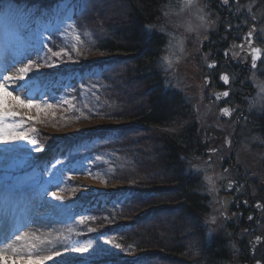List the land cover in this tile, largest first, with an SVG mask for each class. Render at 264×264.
Listing matches in <instances>:
<instances>
[{"label": "trees", "instance_id": "trees-1", "mask_svg": "<svg viewBox=\"0 0 264 264\" xmlns=\"http://www.w3.org/2000/svg\"><path fill=\"white\" fill-rule=\"evenodd\" d=\"M166 1L0 0V15L8 10L16 17L15 28L24 33L51 29L50 39L61 43L64 28L77 25L82 54L73 61L63 58L58 63L63 71L48 76L45 85L52 91H72L76 102L65 115L72 122L121 121L120 126L85 132L60 143L46 141L44 145L53 152L41 165L33 164L43 168L40 172L55 168L62 183V176L70 183L83 173L104 185H125L122 190L77 197L80 205L73 216L84 228L99 226L97 239L103 247L94 253L99 264H230L232 239L237 248L247 243L246 235H232L227 224L217 233L210 232L211 197L203 189L202 175L194 170L208 141L196 125L193 103L168 81L162 64L166 36L148 27ZM244 1L252 11L241 15L237 31L255 24L259 36H264L260 31L264 0ZM253 15L256 20L251 19ZM24 17L27 28L17 22ZM85 31L88 36L83 35ZM257 41L264 45V39ZM257 74L264 79V64ZM83 85L95 87L84 91ZM183 120L190 124L181 133L159 129ZM247 121L258 137L264 168V108L247 112ZM29 128L41 131L43 126L32 122ZM33 138H39L38 132ZM2 172L3 179L9 180L7 171ZM157 204L162 206L134 217L136 211ZM92 260L83 264H94Z\"/></svg>", "mask_w": 264, "mask_h": 264}, {"label": "rangeland", "instance_id": "rangeland-1", "mask_svg": "<svg viewBox=\"0 0 264 264\" xmlns=\"http://www.w3.org/2000/svg\"><path fill=\"white\" fill-rule=\"evenodd\" d=\"M206 3L207 0H167L162 6L160 16L153 23V27L161 31L167 39L162 64L168 81L183 91L193 103L196 125L202 131L204 139L208 141L206 148L211 146L218 148V153L212 154L210 161H206L205 154H202L196 159L194 165V170L203 177L204 191L211 197L212 216L209 228L213 234L223 230L226 224L221 211L223 210L224 185L229 174L222 170L220 162L222 155L229 151L233 152L232 163L235 167L237 165L241 167L244 172L245 180L240 181V188L246 187L250 195L264 201L263 151L259 147L257 135L249 127V121H247V112H256L264 108V79L257 74L256 70L250 69L251 73L247 79L254 90L245 105L242 116L237 118L235 114L229 120L220 116L219 104L211 97L202 79L204 72L210 70L208 65L211 64L203 46L207 38L206 34L211 29L208 22L211 13L210 9L205 7ZM229 4H232V8L238 15L252 11L249 3L244 0H229ZM212 16H217L213 10ZM0 20L2 22L0 64L8 69L3 72V68H0V72L4 75H15L17 69L27 63L29 58L39 65L38 71L31 73L29 78L20 82L21 88L14 91L13 95H20L23 98L27 94L34 103L41 106L52 105L51 108L45 107L40 113H37L35 109H18L21 117L16 119L23 118L26 121L24 129L28 131L29 136L33 138L37 132L39 134L35 145L30 144L26 139L0 143V168H2L0 188L4 198L1 202L6 204L8 196H17L10 200L12 203L9 208L11 213H21V218H16L17 220L22 219L10 237L11 240L13 239V244L7 249L6 254L15 259L13 256V250H15L16 254L32 253L34 256L52 257V259L41 260L40 264H83L86 259L90 258L93 259L91 263L99 264L101 262L99 258L94 257V253L99 252L103 247L102 240L97 239L99 226L84 228L82 221L73 216L76 207L80 205L77 197L100 190L118 191L124 189L125 185L119 182L104 185L90 174L83 173L75 176L76 180L70 183L64 180L67 179L65 176H62V183L55 174V168L45 167V172H40L43 168L33 167V164L36 165L35 162L42 153L50 148L44 145L46 141L58 139L60 143L63 140L83 135L85 132L103 130L109 126H120L121 121L97 118L80 123L72 122L69 116L65 117L72 111L74 102H76L72 97V91L68 88L52 91L45 85L48 76L63 71L64 67H60L58 63L67 57L61 59L51 57L44 45L56 51L66 48L65 44L71 47L73 43H76L71 30L66 31L67 27L64 28L60 34L64 37V41L59 43L50 39L51 29L34 30L30 33L16 29L14 24L16 17L8 10L0 15ZM214 29L215 26L212 24V32ZM258 39L262 41L264 36H259ZM81 42L79 47H81ZM16 52L20 54L14 59ZM45 56L50 58L52 66L44 65V60L40 57ZM75 56L73 53V57ZM213 61L214 59H212V64ZM36 64L33 65L34 68ZM12 87L14 85L10 86L9 90ZM81 87L84 91L94 89L93 86L86 88L83 85ZM29 117L36 119L30 120ZM32 122L43 126L44 129L36 130V133L31 132L29 126ZM189 124L190 120L176 121L168 125L165 132L181 133ZM47 126L50 128H46ZM40 134H43L44 139ZM37 147L41 151H35ZM2 171H7L9 180L3 179ZM52 193L56 196L54 197ZM161 206L160 204L148 205L136 211L134 217H139ZM36 209L38 212L35 211ZM25 215H28V218L23 220ZM261 218L262 222L258 231L264 234V211L261 213ZM17 235L21 237L19 241L16 240ZM231 247L234 250V256L230 264H241L236 259L238 249L235 238L232 239ZM260 248H262L260 254L264 256V245ZM163 255H168V253L163 252ZM15 261V264H27V261Z\"/></svg>", "mask_w": 264, "mask_h": 264}, {"label": "flooded vegetation", "instance_id": "flooded-vegetation-1", "mask_svg": "<svg viewBox=\"0 0 264 264\" xmlns=\"http://www.w3.org/2000/svg\"><path fill=\"white\" fill-rule=\"evenodd\" d=\"M207 4L211 13L208 18L211 29L206 34L207 38L203 46L204 51L208 53L211 64L212 59H214L213 63L215 67L210 68L208 72L205 71L202 76L208 75L210 77V85L207 87V90L211 94V97L213 89H228L229 95L225 100L215 101L219 104L218 108L224 105H228L231 108L232 113L229 119L235 114L239 118L242 116L245 105L252 96V90H254L247 79L250 76L251 70L244 65V62L246 61V53H250V47L245 42V35L255 24H250L246 30L238 32V22L243 13L238 15L236 10L232 8V4L222 6L221 0H207ZM212 10L217 13L216 17L212 16ZM212 24L215 26L213 32ZM229 24H231V28H229ZM254 43L263 47L257 40H254ZM240 44H245L244 51L240 52L239 55H233L234 46ZM226 50L229 52L227 57L224 54ZM236 51H239L238 47H236ZM255 70L256 72L258 71V69ZM223 72H226L230 78V84L227 87H225L220 79V75ZM211 149H215L216 151L213 152ZM216 153H218L217 147L211 146L203 150L206 161H210L212 154ZM232 156L233 152L229 151L220 157L222 170L229 174L224 185L222 199V201H229V203L227 205L222 204L223 210L221 213L224 220H226V224L232 227V235L241 233L240 235L247 236V241L253 234L259 232V226L262 222L261 213L264 211V201L250 195L246 187L244 189L240 188V181L245 180L243 176L244 172L238 165L235 167L232 163ZM230 182L232 186L227 187ZM226 188L227 192H225ZM257 205L260 207L258 208ZM249 216H252L253 219L249 220ZM237 249L236 259L241 264H254L257 259L261 260L264 264V256L260 254L262 248L256 250L254 253H250L248 244L246 243L244 247L239 246Z\"/></svg>", "mask_w": 264, "mask_h": 264}, {"label": "snow or ice", "instance_id": "snow-or-ice-1", "mask_svg": "<svg viewBox=\"0 0 264 264\" xmlns=\"http://www.w3.org/2000/svg\"><path fill=\"white\" fill-rule=\"evenodd\" d=\"M221 5H229V0H221ZM205 7H209V5L206 3ZM239 11V9H238ZM252 20H256V17L253 15L251 17ZM26 20V17L19 19L17 22L20 23V26L22 28H27V23L24 22ZM249 21L247 18H245L244 23L247 24ZM149 28L153 26H148ZM229 28H231V24H229ZM67 30H71V34L73 37V40L76 41V43H73L70 48H61L59 51L53 50V48L49 47L48 45H44V47L47 49V52L51 54V57H56L57 59H61L62 57H67L68 61H73V53L76 56H80L82 54V49L79 47V43L81 41V35L78 32L77 25L75 24H68ZM260 31H264V29H261ZM84 36H88L89 33L85 31L83 33ZM259 37L258 30L255 26H253L245 35V42L246 45L251 47V53H246V56L250 59L251 69H258L261 64H264V50H261L259 48H256L254 46V40H256ZM17 38L19 36L17 35ZM236 47L239 48V51H236ZM245 48V44H240L238 46H234L233 48V55H239L240 52H243ZM19 52H16L14 54V59L17 58L19 55ZM225 56L227 57L229 55V52L225 51ZM39 56V53H37ZM40 59L44 60L45 66H52L50 63V58L40 57ZM17 62H21L18 61ZM22 63V62H21ZM36 64L31 58L28 59L27 63H24L22 67L18 68L15 75H4L3 72H6L8 69L6 66L0 64V68H3V72H0V143H11L18 140H27L30 144L35 145L36 140L29 136L28 131H25L24 125L26 121L21 119H16L17 117H21V112L18 109L21 108H27L29 110L35 109L37 113H40L44 111L46 108H51L52 105L48 104L45 106H41L40 104L34 103L33 99L25 94V96L22 98L20 95H13L14 91H18L21 88V83L25 81L26 78L30 77L31 73H34L35 71H38L39 65L36 64V67L34 68L33 65ZM210 68H214L215 64H209ZM220 79L224 81V83L230 84V78L227 74H221ZM234 79V77H233ZM205 83H207V80H205ZM14 85L11 90H9L10 86ZM95 87V85L93 86ZM229 95L228 91L221 93H217V99H220L221 96L227 97ZM64 103H68L67 101H64ZM71 107V105H70ZM221 112L225 115H229L230 112L228 109H221ZM30 120H35V117H29ZM31 132H35L36 129L32 128L30 129ZM227 142V140H226ZM35 151H41L40 148H36ZM211 151L215 152V149H211ZM99 160L100 158L97 157ZM227 171V170H226ZM231 182L227 187H231ZM52 195L55 197L56 194L52 193ZM225 205L229 203V201H223ZM247 203V201H245ZM259 208L260 206L257 205ZM249 220H252L253 217L249 216ZM21 237L19 235L16 236V240L19 241ZM257 241L261 240V237H256ZM59 255V253H57ZM5 256V253L3 251H0V262L3 261V258ZM13 256L15 259L11 262V264H15V260H21V261H27V264H40L41 260H47L52 259V257H39L34 256L32 253H29L28 255H24L23 253L16 254L15 250H13ZM256 264H262L261 260L257 259Z\"/></svg>", "mask_w": 264, "mask_h": 264}, {"label": "bare ground", "instance_id": "bare-ground-1", "mask_svg": "<svg viewBox=\"0 0 264 264\" xmlns=\"http://www.w3.org/2000/svg\"><path fill=\"white\" fill-rule=\"evenodd\" d=\"M15 198H17V196H8L7 202L6 204H4L3 202H1V199L4 200V198L2 197V189L0 188V251H3L5 253L3 261L0 262V264H11V262L14 260L12 257L8 256L6 252L7 249L13 244V239H10L13 231H15L18 224L22 221V219H16L21 218V213L14 214L10 212L9 206L12 203L10 200ZM5 206H7V208ZM35 211L38 212V209H36ZM26 218H28V215H25L23 217V220Z\"/></svg>", "mask_w": 264, "mask_h": 264}, {"label": "water", "instance_id": "water-1", "mask_svg": "<svg viewBox=\"0 0 264 264\" xmlns=\"http://www.w3.org/2000/svg\"><path fill=\"white\" fill-rule=\"evenodd\" d=\"M254 46L256 48H259L261 50H263L260 46H258L257 44L254 43ZM250 53H251V47H250ZM244 65L248 68V69H251V64H250V59L248 56H246V61L244 62ZM221 74H227L226 72H223ZM228 75V74H227ZM221 76V75H220ZM229 76V75H228ZM203 82H204V86L207 88L209 85H210V77L208 75H204L203 76ZM205 80H207V83H205ZM222 83L225 85V87L228 86V84L226 85L224 83L223 80H221ZM225 91H228V89H223V90H218V89H213L212 90V98L217 100V101H223L226 99V97H223L221 96L220 99H217V96L216 94L217 93H223ZM221 109H228L230 114L229 115H225L221 112ZM218 113L220 114V116L224 119H229L231 117V113H232V110L231 108L228 106V105H224V106H221L218 110ZM227 188L225 189V192H227ZM226 198V197H225ZM223 202V201H222ZM223 204V203H222ZM256 237H261V240L260 241H257L256 240ZM247 244H248V248H249V251L250 253H254L257 249H259L260 247H262L264 245V234L262 232H257L255 234H253L248 240H247ZM254 264H256V261L254 262ZM263 264V263H262Z\"/></svg>", "mask_w": 264, "mask_h": 264}, {"label": "built area", "instance_id": "built-area-1", "mask_svg": "<svg viewBox=\"0 0 264 264\" xmlns=\"http://www.w3.org/2000/svg\"><path fill=\"white\" fill-rule=\"evenodd\" d=\"M166 127H167V126L159 127V129H161V130H163V131H166V130H165Z\"/></svg>", "mask_w": 264, "mask_h": 264}]
</instances>
